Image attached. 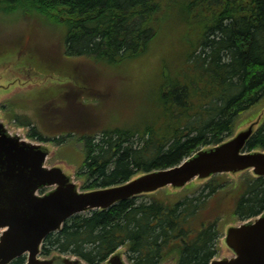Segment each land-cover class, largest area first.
Returning a JSON list of instances; mask_svg holds the SVG:
<instances>
[{
	"label": "trees",
	"instance_id": "1",
	"mask_svg": "<svg viewBox=\"0 0 264 264\" xmlns=\"http://www.w3.org/2000/svg\"><path fill=\"white\" fill-rule=\"evenodd\" d=\"M19 10L26 11L23 17L38 15L67 27L63 54L90 57L101 66L144 59L164 30L185 28L181 46L164 45L165 54L156 62L167 58L161 71L152 65L139 68L137 75L104 79L97 78L101 72L93 73L89 79L95 86L79 89L67 82L59 89L65 99L73 94L62 109L75 114L65 123L54 117L52 132L61 134L55 141L69 161V146L81 152L79 170L94 179L84 187L178 165L199 148L232 135L242 114L243 121L249 120L264 107V0H0V13ZM104 80L112 89L104 88ZM109 100L129 108L125 118L115 113L109 120L100 118ZM79 114L82 123L72 126ZM39 122L48 128L43 118ZM37 132L33 128L30 134ZM247 147L264 148V115ZM247 174L229 191L220 174L204 187L192 181L180 192L163 189L73 215L47 236L43 253H73L101 264L127 246L131 264H161L172 257L176 264H209L219 251L222 214L231 210L245 219L264 210V177ZM234 189L236 196L225 199ZM143 196L150 200H140ZM26 259L23 255L10 264Z\"/></svg>",
	"mask_w": 264,
	"mask_h": 264
},
{
	"label": "water",
	"instance_id": "2",
	"mask_svg": "<svg viewBox=\"0 0 264 264\" xmlns=\"http://www.w3.org/2000/svg\"><path fill=\"white\" fill-rule=\"evenodd\" d=\"M26 76L29 82L49 77L33 72ZM18 81L19 77L12 80L11 86ZM6 86L0 76V91ZM263 115L264 108L239 125L232 136L201 147L178 165L143 171L121 183L83 189L75 178L74 165L63 159L49 163L57 155L55 144L28 138L23 128L12 127L0 112V264H10L23 255L27 256L26 264H91L73 253L44 255L43 243L78 213L106 210L166 187L181 191L192 180L203 183L218 173L237 179L250 171L254 177H263L264 149L247 150ZM127 250L126 246L118 248L101 264H130ZM162 264H176V258ZM209 264H264V210L227 223L221 251Z\"/></svg>",
	"mask_w": 264,
	"mask_h": 264
},
{
	"label": "rangeland",
	"instance_id": "3",
	"mask_svg": "<svg viewBox=\"0 0 264 264\" xmlns=\"http://www.w3.org/2000/svg\"><path fill=\"white\" fill-rule=\"evenodd\" d=\"M23 12L26 11L19 10L15 13L8 14L0 13V46L5 49H10V51L3 54V57H0V60L2 62H11L13 52L16 53V57H18V59L22 60L26 58V60L19 62L14 60L15 64L12 65H18L21 67L26 63V61H28L34 63L37 67H40V69L43 70L44 74H50V70H55L59 74L52 75V77L49 79L50 83H48L47 86L45 85V82L44 85L39 86V84L35 80L32 81V83H29V78H27L26 75H28V73L30 72V66L22 67V70L20 71H22L23 74H18L17 77H19V81L17 83V86L22 82L28 84L34 83L36 88H38L39 86L42 90L37 89L40 90V93H37L35 98H31V96L26 95V93H20L15 95L12 99L7 101V103L9 102V105L4 108L3 112L6 114V117L9 119L8 122L12 127L24 128V130L26 131V136L32 140H36L39 142L54 143L59 151L62 149V145L56 142L55 138L61 136V134L55 135V133L52 132V129H54L56 125L54 124V120L57 119L55 118L53 120V118L57 116L62 119L63 123H65L69 115L73 116V114H75V111L62 109V107H65L64 105L67 98L73 96V94L69 95L65 99V92L62 91L57 94V96L52 98V100H44L45 95H50L52 93L54 94L56 86L67 84V82H71L72 80H74L71 75H75L83 87H91L95 86V83L93 82L92 85V81H90L89 79V74L93 73L99 75L98 73L101 72V74L97 78L99 79V77H101L104 79V76H111L112 78L113 74L114 76L123 75V73L129 74L128 76H130V74L137 75V73H139V68L142 67V69L144 70L150 68L152 65H159L158 68L161 71L164 68L163 61L167 58L160 56V63L158 64L156 62L157 58L159 57V54L161 52L163 53L165 50L164 45H168L169 47L173 43H178V47L181 46L180 38L185 30V28L183 27L176 30H164V33L162 34L160 39L157 40V42L152 46L151 52L147 56H145L144 59L127 63L123 62L119 65L104 62L103 66H101L100 64L98 65L96 62H94L90 57H67L63 54V37L65 33H67V27L62 24H54L51 22L47 23L44 21V18H36V16L38 15H34V19H30L29 17H23L21 16L25 14ZM174 33L177 35H174ZM104 67L106 68V70L104 69ZM63 70L68 73L65 74ZM1 73L2 71L0 70V74ZM4 73L5 72H3V74ZM137 79L138 76L135 77L134 81ZM106 82L108 81L104 80V88H111L112 85H109ZM63 87H65V85H63ZM78 88L83 89L82 87ZM81 94L78 95L79 98H82ZM95 96L99 97L97 95ZM86 98L93 100L89 96H87ZM113 104V100H109L108 102H106L104 107V114H102L100 117L101 119L109 120L114 113L121 115L122 118H125L127 113L130 111L128 107L123 106L122 104ZM145 110L146 108L143 110V112ZM81 111L82 109L79 110V112ZM244 114L241 115V118L244 116ZM16 115L20 116V118H12ZM30 118H32V122L30 124L18 125V121H24ZM39 118H43V121L46 123V126L48 127L46 128V130H44L45 128L42 129L43 126L40 124ZM83 118L84 116L82 114H79L77 116V121L76 119L72 118V122L76 121V123H74L75 125L72 126H80V124L82 123H80V121ZM33 128H36V130H38L37 133L41 134L42 136L39 134L31 135L30 133L32 132ZM65 153L69 154L70 157H68L70 158V161L66 158L67 156L65 157L64 154L58 152L56 157L52 158L49 163L57 159H65L69 163L74 164L76 166L75 178L82 182L83 189H89V187L84 186L89 185L91 182L94 181V179H89L86 175H84V170H79V163L83 159L81 152H79V150L75 149L73 146H69V148L65 150ZM247 173L245 174L248 175ZM245 174L239 175L237 179L224 174L226 176V180H228V182L226 181L223 184L225 190L229 191L230 189H232L235 181H238V184L236 186L237 188L240 185L241 180L243 181L244 177H246ZM98 186H102L100 182H98V185L96 187ZM204 186L205 184L202 185V187ZM236 193V189H234L230 191L229 194L225 193L224 198L228 199L232 195L236 196ZM140 200L149 201L150 198H148V196H143V198H141ZM235 200L236 198H233V203ZM239 218L240 217L238 215H234L231 210L222 214L219 219V227L222 232V237L224 234L225 225L231 221H237V219ZM220 237L218 241L219 249L221 247ZM127 256L131 263L129 252L127 253Z\"/></svg>",
	"mask_w": 264,
	"mask_h": 264
},
{
	"label": "flooded vegetation",
	"instance_id": "4",
	"mask_svg": "<svg viewBox=\"0 0 264 264\" xmlns=\"http://www.w3.org/2000/svg\"><path fill=\"white\" fill-rule=\"evenodd\" d=\"M10 51L9 48H3L0 46V57H3L4 53ZM13 57H11V62H2L0 60V70L3 72H5L3 75H0L4 81L6 83H8V86H6V89L4 91L0 92V111L3 112L4 108H6L9 105V102L7 103L8 100L12 99L15 95L17 94H24L26 93V95L31 96V98H35L36 93L40 92V90H37L38 88H36L35 84H28V83H20L17 86V83L14 86H11V81L15 78H17L18 74L20 75L21 73L23 74L21 68L25 67V66H32L35 65L34 63L28 62L26 61V63L24 65H22L21 67L18 65H12L15 64L14 60H16L17 62L22 61L20 59H18V57H16V53H13ZM25 61V60H24ZM3 66V67H1ZM30 81V80H29ZM32 83V82H29ZM31 85V86H30Z\"/></svg>",
	"mask_w": 264,
	"mask_h": 264
}]
</instances>
